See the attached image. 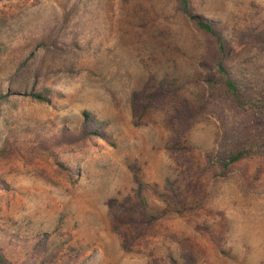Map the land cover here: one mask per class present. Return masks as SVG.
Segmentation results:
<instances>
[{
	"label": "rangeland",
	"instance_id": "rangeland-1",
	"mask_svg": "<svg viewBox=\"0 0 264 264\" xmlns=\"http://www.w3.org/2000/svg\"><path fill=\"white\" fill-rule=\"evenodd\" d=\"M181 1L0 0V245L42 246L0 264H264V167L214 161L243 116ZM188 4L264 95V0Z\"/></svg>",
	"mask_w": 264,
	"mask_h": 264
},
{
	"label": "trees",
	"instance_id": "trees-1",
	"mask_svg": "<svg viewBox=\"0 0 264 264\" xmlns=\"http://www.w3.org/2000/svg\"><path fill=\"white\" fill-rule=\"evenodd\" d=\"M181 11L190 17L199 30L215 39L221 60L216 63L217 79L213 77L207 78V83L213 88L222 85L226 95L232 98L235 107L243 116L241 130L234 137H232L233 135L229 136L226 141L221 142L220 150L214 161L225 170L242 164L253 165L255 166L254 173L259 177L263 173L264 167V95L255 99L247 94L232 77L227 65L231 52L222 34L216 29V24L210 20L191 14L188 0L181 1ZM29 96L38 102L53 105L55 95L50 90H43L32 92ZM84 117L86 121L90 118L87 114H84ZM44 125L45 127L49 126V124ZM91 132L97 134V131L92 130ZM168 213L169 210L166 209L158 218H164ZM151 219L153 217L149 220ZM39 241H41V237L31 239L11 237L7 242L3 243V247L0 245V251L4 254L6 252H13L15 254H19L20 252L25 254L33 251L38 252L42 250ZM221 252L226 254L224 250Z\"/></svg>",
	"mask_w": 264,
	"mask_h": 264
}]
</instances>
